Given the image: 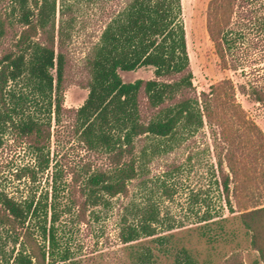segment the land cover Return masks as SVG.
<instances>
[{"label": "trees", "instance_id": "16d2710c", "mask_svg": "<svg viewBox=\"0 0 264 264\" xmlns=\"http://www.w3.org/2000/svg\"><path fill=\"white\" fill-rule=\"evenodd\" d=\"M92 1L100 4L103 25L81 60L86 97L77 108H67L62 88L71 63L69 45L84 24L79 5L0 0V148L9 135L32 156L14 172L16 180L30 184L24 195L15 197L0 187V264H79L61 246L60 217L74 211L76 221H83L87 208L107 206L113 198L121 204L116 236L126 251L120 264H197L187 247L170 244L173 234L157 232L163 218L152 188L168 198L174 191L164 180L147 184L150 160L197 132L210 139L217 200L231 216L206 207L187 231L211 243L241 228L264 262V205L250 208L239 198L231 128L222 119L233 109V85L226 78L199 91L193 86L179 0ZM108 1L117 9L102 7ZM240 5L227 3L219 17L211 5L207 17L215 53L233 70L235 44L253 23L251 11L240 14L247 15L246 23L234 17ZM254 18L264 31V13ZM140 67L150 68L151 77L125 82L119 76ZM259 93L251 90L253 101L264 99ZM64 117L70 118L68 136L87 158L78 167L66 161L54 165L49 188L41 192L37 174L47 172L51 129ZM165 165L164 175L180 170L178 163ZM137 190L143 192L139 200L132 195ZM229 220L235 226L225 229Z\"/></svg>", "mask_w": 264, "mask_h": 264}, {"label": "rangeland", "instance_id": "374dc122", "mask_svg": "<svg viewBox=\"0 0 264 264\" xmlns=\"http://www.w3.org/2000/svg\"><path fill=\"white\" fill-rule=\"evenodd\" d=\"M71 1H76L79 5L84 24L74 34L69 45L71 63L65 71L62 94L64 107L77 108L87 93L86 75L81 60L90 44L96 41L103 22L98 17L101 14L98 2ZM229 2L241 4L235 8L234 17L251 11L248 15L251 17L250 21H253L249 28L243 29V37L235 44L237 61L234 60V70L221 64L207 31V17L211 5L219 17ZM111 3L115 4L114 1H108L101 5L109 11L117 9V6L110 5ZM179 3L193 86L199 91L226 78L233 85V109L222 115V119L227 121L231 128V149L240 173L239 198L247 207L263 206L264 99L261 102L253 101L251 90L256 89L260 96H264V31L259 30L254 22L255 16L260 17L264 13V0H214V3L210 0H179ZM240 16L242 18L238 19L246 23L247 15ZM151 75V69L144 67L119 71V76L125 82L137 78L147 79ZM69 121L70 118L64 117L60 125L52 126L50 163L47 172L37 174L35 185L38 191L43 192L49 188L47 179L54 165H63V161H66L68 165L78 167L87 158V154H84L67 134ZM206 134L194 133L173 146L170 152L161 153L150 160L148 186L164 180L174 191L168 198L161 197L159 189L156 192L155 188H152L159 203V215L163 218L162 227L157 232L173 234L170 244L187 247L195 256L197 264H264L258 253L250 247L241 228L229 239L211 243L196 232L187 231L196 226L198 217L206 207L224 216H231L224 203L217 200L211 167L212 150ZM61 154L64 156L59 157ZM31 161L32 156L23 143L12 136H4L0 148V187L15 197L24 195L30 184L25 179L16 180L14 172ZM169 162L180 165V170L170 176L163 173L167 169L165 164ZM47 191L49 197V190ZM132 195L139 200L143 192L137 190L132 192ZM204 199L210 206H205ZM73 212L62 215L60 227L58 226L61 246L68 248L69 256L79 264H115L116 261L120 264L121 256L126 252L116 236L121 215L120 201L113 198L107 206L87 208L83 221H76ZM167 225L171 228L167 229ZM234 226L229 220L224 228L232 229ZM234 250L238 251V255L230 258L229 254ZM170 261L171 259L168 260Z\"/></svg>", "mask_w": 264, "mask_h": 264}]
</instances>
